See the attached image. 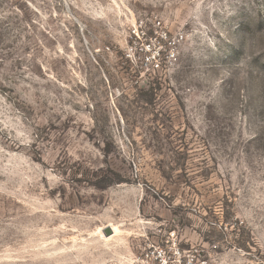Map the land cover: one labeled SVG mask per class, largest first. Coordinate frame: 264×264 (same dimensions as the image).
Listing matches in <instances>:
<instances>
[{"label":"rangeland","instance_id":"1","mask_svg":"<svg viewBox=\"0 0 264 264\" xmlns=\"http://www.w3.org/2000/svg\"><path fill=\"white\" fill-rule=\"evenodd\" d=\"M202 260L264 264V0H0V264Z\"/></svg>","mask_w":264,"mask_h":264},{"label":"water","instance_id":"2","mask_svg":"<svg viewBox=\"0 0 264 264\" xmlns=\"http://www.w3.org/2000/svg\"><path fill=\"white\" fill-rule=\"evenodd\" d=\"M112 233V229L109 227L107 230H106V235H110Z\"/></svg>","mask_w":264,"mask_h":264},{"label":"built area","instance_id":"3","mask_svg":"<svg viewBox=\"0 0 264 264\" xmlns=\"http://www.w3.org/2000/svg\"><path fill=\"white\" fill-rule=\"evenodd\" d=\"M178 254H180V253H178ZM200 264H207V261L206 260H202V261H200Z\"/></svg>","mask_w":264,"mask_h":264},{"label":"bare ground","instance_id":"4","mask_svg":"<svg viewBox=\"0 0 264 264\" xmlns=\"http://www.w3.org/2000/svg\"><path fill=\"white\" fill-rule=\"evenodd\" d=\"M112 229V228H111ZM113 231V230H112ZM111 235V234H110ZM106 236H109V235H106Z\"/></svg>","mask_w":264,"mask_h":264}]
</instances>
